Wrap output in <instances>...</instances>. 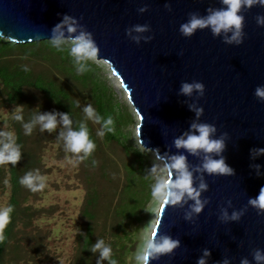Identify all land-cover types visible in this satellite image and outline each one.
I'll return each instance as SVG.
<instances>
[{
	"label": "water",
	"instance_id": "95a60500",
	"mask_svg": "<svg viewBox=\"0 0 264 264\" xmlns=\"http://www.w3.org/2000/svg\"><path fill=\"white\" fill-rule=\"evenodd\" d=\"M145 5L147 11L139 13ZM210 7L222 5L219 0H0V37L11 42L48 39L65 14L84 25L99 48L98 58L110 64L138 112L141 145L164 163L183 151L173 141L194 120L188 105L197 98L178 95L181 82L204 84L200 122L214 124L217 137L228 134L223 155L235 174L205 176L209 187L201 198L209 203L194 223L183 219L184 209L161 202L151 235L167 233L181 246L152 264H196L203 248L211 251L209 264L225 256L232 264L243 257L254 264L253 250H264V215L248 207L239 222L222 224L217 218L225 201L239 210L264 187V175L257 176L250 167L259 164L264 173V155L250 159L251 149L264 148V103L254 96L256 87L264 85V26L255 19L264 16V6L242 13L245 36L240 45L225 44L208 29L183 37L179 27L189 13L205 15ZM144 24L150 25L151 33L145 35L152 39L137 45L125 30ZM185 155L190 166L199 164L196 157ZM195 179L198 183L199 174Z\"/></svg>",
	"mask_w": 264,
	"mask_h": 264
},
{
	"label": "clouds",
	"instance_id": "9594fccd",
	"mask_svg": "<svg viewBox=\"0 0 264 264\" xmlns=\"http://www.w3.org/2000/svg\"><path fill=\"white\" fill-rule=\"evenodd\" d=\"M219 2L222 7H210L206 9L205 15L189 13L188 20L179 27L180 34L185 38H190L197 30L208 29L213 37H221L225 44L240 45L245 36L242 13L257 5L264 6V0H219ZM165 8L171 11L170 5L165 4ZM137 11L144 13L147 11V5L138 8ZM255 19L258 26H264V16L258 15ZM146 33H151V27L148 24L133 25L125 30L126 36L137 45L141 41L147 43L152 39V36L145 35ZM48 40L57 52L67 50L77 74L82 75L89 71V61H94L98 57L99 48L92 33L75 17L68 14L63 15L61 21L51 29ZM23 70L29 71L27 66H24ZM204 92L205 86L200 81L181 82L178 95L192 98L195 94L197 98V102L188 105V109L194 113V120L189 125L188 131L173 141V147L183 151H178L177 154L166 159L167 178L157 179L151 187V196L154 199L165 205L184 209L183 219L189 223H194L209 203L208 198H201L202 193L207 192L209 187L205 176H233L235 174L234 169L226 163L223 155L228 134L221 133L217 137V128L214 124L200 122L203 108L198 106V101L203 98ZM254 96L264 103V85L256 87ZM77 106L79 107V104ZM82 111L84 119L75 129L69 112L39 111L28 122H24L22 106H18L12 119L21 122L24 135H31L36 127H39L41 132L47 133H52L59 127L61 130L58 132V139L63 141L64 150L75 156V160L69 159L68 162L78 164L89 158L96 149L95 142L90 138L87 121L100 125V130L96 133L99 137L114 131V121L111 116L102 117L91 104H86ZM16 140L13 132L0 131V165L15 166L21 160V146ZM185 153L199 159V164L190 166ZM262 155H264V148L250 150L251 160ZM250 167L257 176L264 175L261 172V165L252 164ZM156 171L155 168L150 169V174L155 176ZM196 174H199L198 183L195 179ZM19 183L33 193L43 191L47 186L46 177L41 175L39 170L26 173ZM248 207L255 209L257 215H264V187H261L255 198L248 199L247 206L239 210L233 209L231 200L225 201V206L219 208L217 218L222 224L239 222ZM229 209L232 211L229 212ZM13 210L11 205L0 208V241L4 239V229L11 222ZM180 246L179 239H174L163 232L157 236V232H153L151 236L145 237L132 259L135 264H152L153 261H158L163 256H172L174 250ZM90 251L99 253L96 264H104L105 261L107 264H118V261L112 258L111 246L106 244L104 239H97ZM210 257V249L203 248L196 264H209ZM252 260L254 264H264V250L254 249ZM217 264H232V261L225 256ZM239 264H252V262L243 257Z\"/></svg>",
	"mask_w": 264,
	"mask_h": 264
},
{
	"label": "rangeland",
	"instance_id": "374dc122",
	"mask_svg": "<svg viewBox=\"0 0 264 264\" xmlns=\"http://www.w3.org/2000/svg\"><path fill=\"white\" fill-rule=\"evenodd\" d=\"M19 61L18 64L30 66L35 71L53 70L58 74L60 84L66 86L70 97L81 107L80 111L86 104L94 106L89 90L91 82L85 85L81 74H76L75 68L67 72L63 67L54 65L53 59L31 54L20 56ZM89 64L94 70L96 80L105 84L107 94L118 103L114 112L116 115L121 112L124 116V124L120 127L123 133L127 134L133 151L128 154L118 143H108L97 136L101 142L96 150L98 161L104 163L106 158L111 160V170H108V177H104L97 167H89L83 162H68L69 159L75 160V156L63 150V141L58 139L56 133L61 130L59 127L52 133H43L42 141L37 145L32 143L31 146L37 152L38 163L35 170H39L40 174L46 177L47 186L43 191L35 193L24 189L26 199L21 202L22 210L16 215L11 242L4 252V264H75L80 247L79 238L85 224L82 207L87 191L89 188H98L103 192L99 201L102 209L100 212L103 214L111 201L113 190L124 182V166L130 164H134V174L142 189V196L138 197L144 199V202L138 212L139 219L130 218L126 222L128 235L117 237L121 264H135L132 259L134 253L145 237L151 235L161 204V201L151 196V187L157 179L167 178L166 166L152 150L141 145L137 135L138 114L135 113L120 79L113 74L108 62L97 57L94 61H89ZM8 110L2 108L4 116H0V121H6V125H9L13 116ZM90 122L96 134L100 130L99 124ZM5 124L2 122L4 127ZM135 150L140 152L141 161L136 159ZM6 166L0 172V208L8 206L10 197L11 185ZM154 168L157 170L155 176L150 174V169ZM98 255V252L93 254L92 264H96Z\"/></svg>",
	"mask_w": 264,
	"mask_h": 264
},
{
	"label": "trees",
	"instance_id": "16d2710c",
	"mask_svg": "<svg viewBox=\"0 0 264 264\" xmlns=\"http://www.w3.org/2000/svg\"><path fill=\"white\" fill-rule=\"evenodd\" d=\"M26 54L51 58L55 61L54 65L63 67L67 72L75 68L67 50L57 52L51 47L48 39L15 43L0 37V116H4L2 108L9 109L8 112L14 115L18 106H22L24 122H28L39 111L69 112L73 119V128H78L79 122L84 119L83 111H80L81 107H77L75 99L70 97V92L66 86L60 84L59 75L53 70L51 72H39L30 66L18 64L20 62L19 57ZM89 65L91 66V64ZM24 66H27L29 71H24ZM93 67L94 65H92ZM93 71L90 68L89 71L81 75L85 85L91 82L89 90L94 105L93 108L102 117L111 116L114 121V131L106 133L102 140L104 139L108 143H118L129 154L133 150L129 145L127 134L123 133L120 127L121 124H124V116L120 111L117 115L115 114L114 108L118 103L113 101L110 94H107L105 84H100L96 80ZM2 122L5 124L6 121H0V131H11L15 134L16 142L21 146L22 158L17 165L6 166L11 185L8 205L13 206L14 210L11 213V222L4 229V239L0 241V264H4V252L11 242L15 218L18 212L22 210L20 204L26 199L23 194L26 187L22 186L19 181L26 173L34 172L37 167V152L31 144L37 145L42 141L43 133H46L41 132L39 127H36L31 135H24L21 122L11 118L9 125L5 124L6 127L2 125ZM86 123L90 138L96 144V149L89 158L82 162L83 164L87 163L89 167H97L98 171L106 177L108 170H111L109 168L111 160L106 158L104 163L98 161L96 150L101 142L97 139L92 123L90 121ZM62 148L64 150L63 146ZM135 155L136 159L141 161L140 152L135 150ZM4 166L0 165V172ZM133 167L134 164L124 166L126 169L124 182L120 187L113 190L111 201L103 214L100 212L102 209L99 205L103 192L98 188H89L87 191L82 207L85 224L79 238L80 247L75 264H92L93 259L91 257L94 253L90 249L97 239H104L105 243L111 246L113 250L112 258L117 260L118 264H121L117 237L128 235L126 222L130 218L139 219L138 212L144 202V199L138 197V195L142 196V189H140L141 185L136 180ZM105 233L108 237L104 235ZM104 264H107V262L105 261Z\"/></svg>",
	"mask_w": 264,
	"mask_h": 264
},
{
	"label": "bare ground",
	"instance_id": "6f19581e",
	"mask_svg": "<svg viewBox=\"0 0 264 264\" xmlns=\"http://www.w3.org/2000/svg\"><path fill=\"white\" fill-rule=\"evenodd\" d=\"M109 64V63H108ZM110 65V64H109ZM111 68V67H110ZM114 74V73H113ZM117 78H118V80L120 79L116 74H114ZM121 82V81H120ZM122 85V84H121ZM122 87H123V85H122ZM124 88V87H123ZM124 90H125V88H124ZM125 92H126V90H125ZM126 96H127V93H126ZM127 98H128V96H127ZM128 100H129V102H130V104H132L131 103V101H130V99L128 98ZM132 106H133V104H132ZM133 108H134V106H133ZM134 111H135V113L136 114H138V112L136 111V109L134 108ZM138 120H139V117H138ZM139 122V121H138ZM156 155V154H155ZM157 157V156H156ZM158 158V157H157ZM158 159H160V158H158ZM160 160H162V159H160ZM163 161V160H162ZM164 162V161H163ZM165 164V163H164ZM166 166V165H165ZM166 171H167V168H166ZM167 175H168V172H167Z\"/></svg>",
	"mask_w": 264,
	"mask_h": 264
}]
</instances>
